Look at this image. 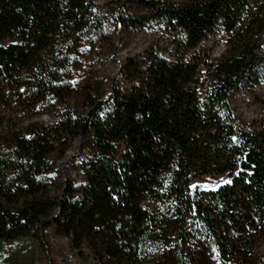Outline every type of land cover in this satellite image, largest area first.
Returning a JSON list of instances; mask_svg holds the SVG:
<instances>
[{
	"label": "trees",
	"instance_id": "1",
	"mask_svg": "<svg viewBox=\"0 0 264 264\" xmlns=\"http://www.w3.org/2000/svg\"><path fill=\"white\" fill-rule=\"evenodd\" d=\"M19 22L37 32L0 48V80L56 118L17 125L0 110V243L56 236L83 264H264V114L248 126L230 102L264 84V0H0V30ZM109 24L159 25L167 45L69 106L41 54ZM78 139L81 181L61 182Z\"/></svg>",
	"mask_w": 264,
	"mask_h": 264
},
{
	"label": "rangeland",
	"instance_id": "2",
	"mask_svg": "<svg viewBox=\"0 0 264 264\" xmlns=\"http://www.w3.org/2000/svg\"><path fill=\"white\" fill-rule=\"evenodd\" d=\"M99 7L108 11L105 1H97ZM36 27L30 22H19L7 25L0 30V48H31ZM166 34L159 25L145 27L141 30L122 31L118 25L109 24L105 32L95 37H87L74 44H64L50 40L42 58L53 64L54 83L60 84L67 92L66 103L80 107L85 95L91 97L102 94L106 97L114 80L119 77L121 67L135 55L141 54L150 45L165 48ZM203 46L212 47L214 56L222 50L220 41L205 40ZM44 56V57H43ZM10 85L0 80V110L13 124H25L39 120L49 124L55 120L56 114L49 108L35 107V111L14 94ZM237 114L251 126L264 114V84L256 88L237 93L231 101ZM45 105V104H44ZM250 129H252L250 127ZM66 157L58 162L60 181L80 182L81 176L77 166L89 156L87 141L78 139L66 153ZM0 264H83L69 247L66 239L51 236L49 244L24 238L8 243H0Z\"/></svg>",
	"mask_w": 264,
	"mask_h": 264
}]
</instances>
